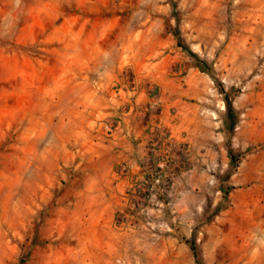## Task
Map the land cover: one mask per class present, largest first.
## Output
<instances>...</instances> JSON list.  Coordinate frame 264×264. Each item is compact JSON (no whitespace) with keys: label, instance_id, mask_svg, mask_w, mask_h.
<instances>
[{"label":"rangeland","instance_id":"374dc122","mask_svg":"<svg viewBox=\"0 0 264 264\" xmlns=\"http://www.w3.org/2000/svg\"><path fill=\"white\" fill-rule=\"evenodd\" d=\"M200 263L264 264V0H0V264Z\"/></svg>","mask_w":264,"mask_h":264},{"label":"trees","instance_id":"16d2710c","mask_svg":"<svg viewBox=\"0 0 264 264\" xmlns=\"http://www.w3.org/2000/svg\"><path fill=\"white\" fill-rule=\"evenodd\" d=\"M228 106H230V103L229 102H228ZM230 157H231V159L233 161L234 160V155H233L232 150H230ZM234 167H236V165ZM190 246H191V249L194 252V256L197 257V244H196L195 239H193V240L190 241ZM200 264H202V263H200Z\"/></svg>","mask_w":264,"mask_h":264},{"label":"crops","instance_id":"0c3cea01","mask_svg":"<svg viewBox=\"0 0 264 264\" xmlns=\"http://www.w3.org/2000/svg\"><path fill=\"white\" fill-rule=\"evenodd\" d=\"M125 128H126V134H124V136H120V138H119L120 140H121L122 137H125V138H126V136H128V135L131 134V128H129L128 126L125 127ZM125 128H123L122 130L125 131ZM125 149H126V148H125ZM130 149H131V147L128 145V150H129V151H128V154H126V158L129 157V154H130V152H131ZM129 165H130V163H129ZM131 166H132V165H131Z\"/></svg>","mask_w":264,"mask_h":264}]
</instances>
